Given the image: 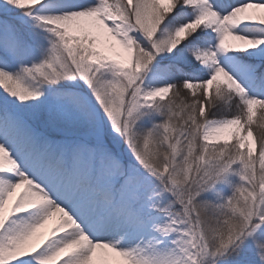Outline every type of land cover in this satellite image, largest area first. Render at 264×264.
<instances>
[{
	"label": "snow or ice",
	"instance_id": "obj_1",
	"mask_svg": "<svg viewBox=\"0 0 264 264\" xmlns=\"http://www.w3.org/2000/svg\"><path fill=\"white\" fill-rule=\"evenodd\" d=\"M0 264H264V0H0Z\"/></svg>",
	"mask_w": 264,
	"mask_h": 264
}]
</instances>
